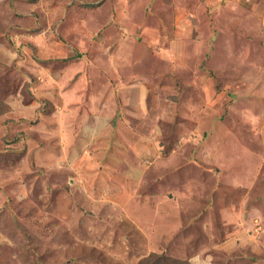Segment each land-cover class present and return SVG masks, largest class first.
Listing matches in <instances>:
<instances>
[{"label":"rangeland","instance_id":"1","mask_svg":"<svg viewBox=\"0 0 264 264\" xmlns=\"http://www.w3.org/2000/svg\"><path fill=\"white\" fill-rule=\"evenodd\" d=\"M153 253L264 264V0H0V264Z\"/></svg>","mask_w":264,"mask_h":264},{"label":"crops","instance_id":"2","mask_svg":"<svg viewBox=\"0 0 264 264\" xmlns=\"http://www.w3.org/2000/svg\"><path fill=\"white\" fill-rule=\"evenodd\" d=\"M226 214H228V213H232V210H227L226 209ZM239 217H240V219H242V221H244V219H248V217H250V214H248V216L246 215V214H243L244 212L242 211V207H240L239 208ZM223 218H224V220H226V218H225V213L223 214ZM240 233H244V232H242V230L239 232V233H236V234H234V236L236 237L235 239H237V235H239ZM241 236V235H240ZM242 237V236H241ZM233 239H234V237H233ZM234 239V240H235ZM238 240V239H237ZM236 240V242L234 241L233 243H234V245L235 244H237V241ZM228 244L230 243L229 241L227 242ZM227 244V247L229 246L230 247V245H228ZM215 247H213V248H216V247H218V245H217V243H215ZM234 245H232V248L230 249L229 247V249L227 250L228 252H227V254H229V255H232V254H234L235 252H236V249H234L233 250V247H234ZM255 251H256V249H254ZM260 250H257V252H255L254 254H258L259 256H260ZM210 254V253H209ZM204 255V254H203ZM203 255H193V256H191V258H189L188 260H189V262H191L192 264H202V261H207L208 260V257H207V255L204 257ZM211 255V254H210ZM262 258H264V255H262ZM210 262H213V261H211V259H210ZM204 263V262H203Z\"/></svg>","mask_w":264,"mask_h":264},{"label":"trees","instance_id":"3","mask_svg":"<svg viewBox=\"0 0 264 264\" xmlns=\"http://www.w3.org/2000/svg\"><path fill=\"white\" fill-rule=\"evenodd\" d=\"M139 264H190V262H183L176 258L163 256L157 253L151 254L149 257L143 259Z\"/></svg>","mask_w":264,"mask_h":264}]
</instances>
